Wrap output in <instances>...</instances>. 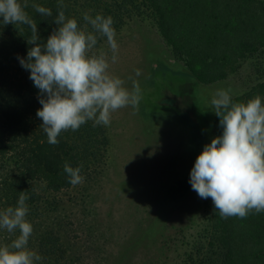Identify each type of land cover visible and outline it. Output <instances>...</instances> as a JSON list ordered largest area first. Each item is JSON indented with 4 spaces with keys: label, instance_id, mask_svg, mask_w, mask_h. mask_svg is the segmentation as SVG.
Listing matches in <instances>:
<instances>
[{
    "label": "rangeland",
    "instance_id": "374dc122",
    "mask_svg": "<svg viewBox=\"0 0 264 264\" xmlns=\"http://www.w3.org/2000/svg\"><path fill=\"white\" fill-rule=\"evenodd\" d=\"M36 1L60 3H30ZM130 2L117 16L101 12L113 18L118 44V60L109 71L129 90L133 79L137 81L143 98L135 108L112 113L109 126L88 121L76 131L68 130L83 147L84 182L61 192L44 183L31 182L30 187L26 177L0 164V211L15 207L20 196L8 193L7 183L8 188L19 185L29 197L26 219L33 234L28 247L43 257L38 264H201L203 259L213 214L210 198L202 199L192 190L190 172L215 135L216 114L210 102L219 89H231L232 98L244 95L264 76L250 58L227 80L204 84L191 78L177 84V100L199 108L206 119L207 142L196 143L195 126L181 109L185 106L173 112L149 109L148 95L157 89L156 72L191 73L175 56L151 11ZM62 3L68 18H77L76 13L82 19L85 13L96 16L83 6L85 0ZM26 11L32 18L37 14L32 7ZM101 50L111 61L106 37L98 40L96 51ZM137 69L142 73L138 77ZM164 93L157 91L156 96L170 95ZM32 191L39 197L36 203L30 200ZM17 235L0 229V245Z\"/></svg>",
    "mask_w": 264,
    "mask_h": 264
},
{
    "label": "trees",
    "instance_id": "16d2710c",
    "mask_svg": "<svg viewBox=\"0 0 264 264\" xmlns=\"http://www.w3.org/2000/svg\"><path fill=\"white\" fill-rule=\"evenodd\" d=\"M129 1L134 7L142 5L151 11L175 56L185 62L191 73L156 72L154 81L157 89L147 98L150 110L177 111L185 106L177 100V84L191 78L204 84L227 80L250 58H255L257 72L264 76V0ZM129 1L85 0L83 6L92 15L104 11L117 16ZM46 3L42 1L41 6L50 8L52 16L36 12L33 17L43 42L59 27L54 20L61 10L55 2L51 5ZM63 10L68 18L69 10ZM76 17L80 19L78 26L83 25L84 19L77 13ZM2 19L0 17V21ZM30 38L31 30L26 25L0 23V164L4 165L2 169L14 168L26 177L28 186L31 182L44 183L48 189L61 192L72 186L64 165L68 163L73 168L83 165V147L68 131L61 132L56 145L47 141V134L41 126L43 122L36 115L42 107L39 90L29 78L30 71L19 61L20 57L26 58L29 48L34 46L29 45ZM163 90L164 95H170L156 96L157 91ZM257 95L264 102V79L258 80L244 95L233 97L232 101L247 102ZM181 109L195 126L196 143L207 142V123L201 110L188 105ZM222 132L220 118L216 115L214 137L222 135ZM7 186L5 190L11 191L15 197L22 192L19 185ZM33 186L31 184L30 187ZM30 200L38 202L36 192L32 191ZM210 206L213 215L209 219L207 244L202 246L200 263L264 264V212L253 211L243 219L235 216L222 218L211 198Z\"/></svg>",
    "mask_w": 264,
    "mask_h": 264
},
{
    "label": "clouds",
    "instance_id": "9594fccd",
    "mask_svg": "<svg viewBox=\"0 0 264 264\" xmlns=\"http://www.w3.org/2000/svg\"><path fill=\"white\" fill-rule=\"evenodd\" d=\"M32 7L42 16L52 10L30 0H0V23L26 25L31 30L27 57H20L23 68L39 90L42 105L36 115L42 120L49 144L59 143L62 131L78 130L93 121V126L111 124L112 113L121 108L137 107L143 98L140 85L133 79L132 89L110 73L118 60V44L111 16L84 14L86 24L67 18L61 9L54 22L59 26L41 41L37 22L26 11ZM91 30H88V26ZM106 37L112 52L111 61L104 51H96L98 40ZM137 69L135 75L140 76ZM132 79V77H129ZM211 107L220 118L222 135L204 146L190 172L192 190L202 199L211 198L222 218H246L251 212H264V102L256 97L247 102H233L231 89H219ZM83 165L73 168L65 163L70 184L84 182ZM29 197L22 191L17 205L0 211V229L17 233L9 244L0 245V264H38L43 259L30 249L33 225L26 219Z\"/></svg>",
    "mask_w": 264,
    "mask_h": 264
}]
</instances>
